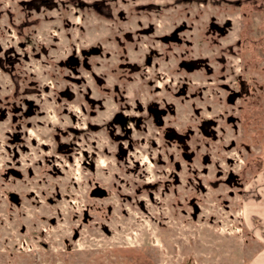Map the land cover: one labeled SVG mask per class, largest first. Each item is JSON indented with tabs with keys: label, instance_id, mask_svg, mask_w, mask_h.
Returning <instances> with one entry per match:
<instances>
[{
	"label": "rangeland",
	"instance_id": "rangeland-1",
	"mask_svg": "<svg viewBox=\"0 0 264 264\" xmlns=\"http://www.w3.org/2000/svg\"><path fill=\"white\" fill-rule=\"evenodd\" d=\"M263 210L264 0H0V264H249Z\"/></svg>",
	"mask_w": 264,
	"mask_h": 264
},
{
	"label": "flooded vegetation",
	"instance_id": "flooded-vegetation-1",
	"mask_svg": "<svg viewBox=\"0 0 264 264\" xmlns=\"http://www.w3.org/2000/svg\"><path fill=\"white\" fill-rule=\"evenodd\" d=\"M46 1H48V0H41V2H43V3H45ZM21 231H24L23 229L21 230ZM64 241V244L66 245V248H68V249H70L71 248V246H70V244H69V242H68V240L67 239H64L63 240ZM23 243L24 242H22V245H23ZM41 245H42V247L43 248H46L47 246H46V244L44 243V242H39ZM5 262H7L8 264H12V259H13V257H14V255H15V253L14 252H12L10 249H8V247L7 248H5Z\"/></svg>",
	"mask_w": 264,
	"mask_h": 264
},
{
	"label": "crops",
	"instance_id": "crops-1",
	"mask_svg": "<svg viewBox=\"0 0 264 264\" xmlns=\"http://www.w3.org/2000/svg\"><path fill=\"white\" fill-rule=\"evenodd\" d=\"M257 213L261 215L262 218H264V210ZM255 251L257 253L255 254V256H253L249 264H264V246L257 248Z\"/></svg>",
	"mask_w": 264,
	"mask_h": 264
},
{
	"label": "water",
	"instance_id": "water-1",
	"mask_svg": "<svg viewBox=\"0 0 264 264\" xmlns=\"http://www.w3.org/2000/svg\"><path fill=\"white\" fill-rule=\"evenodd\" d=\"M8 201H9L10 204L14 203L16 205H19V203H20V199L18 198L17 194L13 193V192L9 193Z\"/></svg>",
	"mask_w": 264,
	"mask_h": 264
},
{
	"label": "trees",
	"instance_id": "trees-1",
	"mask_svg": "<svg viewBox=\"0 0 264 264\" xmlns=\"http://www.w3.org/2000/svg\"><path fill=\"white\" fill-rule=\"evenodd\" d=\"M67 62V61H66Z\"/></svg>",
	"mask_w": 264,
	"mask_h": 264
}]
</instances>
